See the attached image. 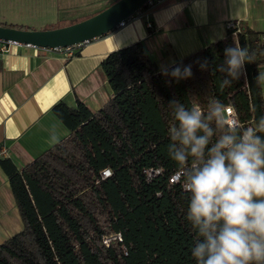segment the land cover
<instances>
[{
    "label": "trees",
    "instance_id": "obj_1",
    "mask_svg": "<svg viewBox=\"0 0 264 264\" xmlns=\"http://www.w3.org/2000/svg\"><path fill=\"white\" fill-rule=\"evenodd\" d=\"M238 29L236 37L227 29L224 39L161 69L142 41L110 52L100 68L113 96L98 111L79 99L75 107L60 101L51 111L67 138L22 168L0 158L22 221V229L0 244V264H196L191 256L196 234L186 219L189 194L182 176L169 182L179 170L167 153L173 119L168 105L176 100L190 107L197 101L206 110L216 98L235 107L243 127H256L264 116L257 79L264 33L247 25ZM236 45L247 47L253 61L239 79L221 87L224 50ZM186 66L190 77L171 76L174 68ZM105 168L111 176L101 179ZM149 169L160 172L147 180ZM117 232L122 243L104 246L102 236Z\"/></svg>",
    "mask_w": 264,
    "mask_h": 264
},
{
    "label": "crops",
    "instance_id": "obj_2",
    "mask_svg": "<svg viewBox=\"0 0 264 264\" xmlns=\"http://www.w3.org/2000/svg\"><path fill=\"white\" fill-rule=\"evenodd\" d=\"M229 22L264 33V0H158L124 25L84 43L72 58L23 45L8 47L0 52V158L22 168L67 138L68 131L51 111L60 101L75 107L79 99L98 111L113 96L100 68L110 52L142 41L159 69L170 67L224 39ZM0 23L11 22L3 18ZM19 218L0 167V244L22 229Z\"/></svg>",
    "mask_w": 264,
    "mask_h": 264
},
{
    "label": "clouds",
    "instance_id": "obj_3",
    "mask_svg": "<svg viewBox=\"0 0 264 264\" xmlns=\"http://www.w3.org/2000/svg\"><path fill=\"white\" fill-rule=\"evenodd\" d=\"M224 55L221 87L239 79L254 58L237 45ZM206 66L205 60L201 68ZM191 75L190 66L171 72L177 80ZM257 79L264 80V73ZM168 106L167 153L189 194L186 219L196 234L191 256L196 264H264V136L258 134L264 133V116L245 128L235 107L216 98L206 110L197 101Z\"/></svg>",
    "mask_w": 264,
    "mask_h": 264
},
{
    "label": "water",
    "instance_id": "obj_4",
    "mask_svg": "<svg viewBox=\"0 0 264 264\" xmlns=\"http://www.w3.org/2000/svg\"><path fill=\"white\" fill-rule=\"evenodd\" d=\"M150 0H116L98 13L71 25L45 30L0 25V41L34 48H64L99 38L138 13Z\"/></svg>",
    "mask_w": 264,
    "mask_h": 264
},
{
    "label": "rangeland",
    "instance_id": "obj_5",
    "mask_svg": "<svg viewBox=\"0 0 264 264\" xmlns=\"http://www.w3.org/2000/svg\"><path fill=\"white\" fill-rule=\"evenodd\" d=\"M116 0H0V20L32 30L71 25ZM20 229H21V220ZM16 232V231H15Z\"/></svg>",
    "mask_w": 264,
    "mask_h": 264
},
{
    "label": "built area",
    "instance_id": "obj_6",
    "mask_svg": "<svg viewBox=\"0 0 264 264\" xmlns=\"http://www.w3.org/2000/svg\"><path fill=\"white\" fill-rule=\"evenodd\" d=\"M151 1V0H150ZM150 1L148 3H150ZM128 20V19H127ZM126 20V21H127ZM125 21V22H126ZM125 22H122L120 24V26L124 25ZM239 26L240 24L239 23H236V22H229L227 24V29H232V35L233 37H236V34L237 32L239 31ZM148 27L151 28V24L148 23ZM14 45H19V44H16L14 42H2L0 41V52H5L7 51L8 47L10 46H14ZM81 44H77V45H73V46H68V47H64V48H40L42 49L43 51H46V52H56V53H62L63 55H65V57L67 58H72L75 56V53L77 51V48L80 46ZM29 47V46H28ZM34 48V47H33ZM247 127H250V125H248ZM252 127V126H251ZM160 171L159 170H154V169H149V170H146L145 171V174H146V178L147 180H151L153 177H155L156 175H158ZM101 175V179H105V178H108L111 176V171L110 169L108 168H105L101 171L100 173ZM181 179V173L179 171L175 172L169 179V182L171 184L173 183H176L178 182L179 180ZM182 186H183V183H182ZM184 188V187H183ZM117 242V243H122V237H121V234L120 233H111L109 235H103L102 236V243L104 246L108 247L109 244L111 242ZM123 250H124V247H122Z\"/></svg>",
    "mask_w": 264,
    "mask_h": 264
}]
</instances>
